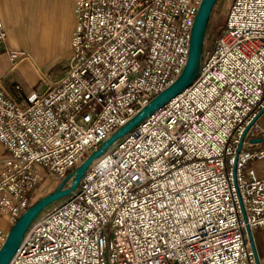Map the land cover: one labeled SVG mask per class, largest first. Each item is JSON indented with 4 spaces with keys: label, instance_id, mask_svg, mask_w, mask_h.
I'll return each instance as SVG.
<instances>
[{
    "label": "built area",
    "instance_id": "2783aa9c",
    "mask_svg": "<svg viewBox=\"0 0 264 264\" xmlns=\"http://www.w3.org/2000/svg\"><path fill=\"white\" fill-rule=\"evenodd\" d=\"M201 1L75 0L65 75L24 103L0 77V248L46 177L64 180L177 79ZM6 38L0 18V50ZM263 107L264 0H232L196 80L40 213L9 264H257L264 113L247 127Z\"/></svg>",
    "mask_w": 264,
    "mask_h": 264
},
{
    "label": "crops",
    "instance_id": "0c3cea01",
    "mask_svg": "<svg viewBox=\"0 0 264 264\" xmlns=\"http://www.w3.org/2000/svg\"><path fill=\"white\" fill-rule=\"evenodd\" d=\"M74 4L75 0H0V18L7 29L0 50V77L19 102L47 90L65 75L75 23ZM11 49L23 53L13 61L8 53ZM5 156L0 145V160ZM253 165L263 177L264 157ZM254 238L260 264H264V228L255 229Z\"/></svg>",
    "mask_w": 264,
    "mask_h": 264
},
{
    "label": "water",
    "instance_id": "95a60500",
    "mask_svg": "<svg viewBox=\"0 0 264 264\" xmlns=\"http://www.w3.org/2000/svg\"><path fill=\"white\" fill-rule=\"evenodd\" d=\"M218 0H202L195 17L194 25L191 31L190 51L187 63L177 77V79L154 97L143 109L139 111L128 123L120 127L109 138H107L96 150L90 153L72 172H70L64 180L50 193L40 197L32 203L11 226L5 242L0 248V264H9L14 254L18 250L26 231L30 227L35 218L42 213L48 206L54 204L58 200L68 196L72 191L76 190L84 176L88 167L94 160L99 158L109 149V147L125 134L130 132L144 118L153 113L157 109L164 106L170 100L178 96L186 90L197 78L203 58L206 33L211 19L212 11ZM264 113V107L258 116L252 121L250 126L257 118ZM262 137L255 138L254 141H262ZM249 240L253 248L256 262L260 264V258L254 238V234L249 226H247Z\"/></svg>",
    "mask_w": 264,
    "mask_h": 264
},
{
    "label": "rangeland",
    "instance_id": "374dc122",
    "mask_svg": "<svg viewBox=\"0 0 264 264\" xmlns=\"http://www.w3.org/2000/svg\"><path fill=\"white\" fill-rule=\"evenodd\" d=\"M232 3V0H218L211 14L210 23L206 33L205 46L210 48L218 35L220 29L224 26L227 19L228 9ZM70 54V53H69ZM260 127L264 129V114L260 118ZM1 145V144H0ZM2 153L4 154L5 150ZM56 180L43 181L33 192V203L40 197L52 192L59 184ZM58 202V201H57Z\"/></svg>",
    "mask_w": 264,
    "mask_h": 264
},
{
    "label": "bare ground",
    "instance_id": "6f19581e",
    "mask_svg": "<svg viewBox=\"0 0 264 264\" xmlns=\"http://www.w3.org/2000/svg\"><path fill=\"white\" fill-rule=\"evenodd\" d=\"M53 206V204H51L50 206H48L44 211H47L48 209H50Z\"/></svg>",
    "mask_w": 264,
    "mask_h": 264
},
{
    "label": "trees",
    "instance_id": "16d2710c",
    "mask_svg": "<svg viewBox=\"0 0 264 264\" xmlns=\"http://www.w3.org/2000/svg\"><path fill=\"white\" fill-rule=\"evenodd\" d=\"M210 23V22H209Z\"/></svg>",
    "mask_w": 264,
    "mask_h": 264
}]
</instances>
